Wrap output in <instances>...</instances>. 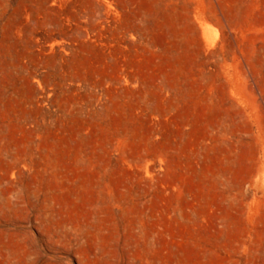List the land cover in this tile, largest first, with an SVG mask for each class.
<instances>
[{"label":"rangeland","instance_id":"1","mask_svg":"<svg viewBox=\"0 0 264 264\" xmlns=\"http://www.w3.org/2000/svg\"><path fill=\"white\" fill-rule=\"evenodd\" d=\"M0 264H264V0H0Z\"/></svg>","mask_w":264,"mask_h":264},{"label":"bare ground","instance_id":"2","mask_svg":"<svg viewBox=\"0 0 264 264\" xmlns=\"http://www.w3.org/2000/svg\"><path fill=\"white\" fill-rule=\"evenodd\" d=\"M98 5V4H97ZM206 20V19H205ZM207 22V21H206ZM209 23V22H208ZM87 25V24H86ZM83 27V26H82ZM84 28V27H83ZM71 29V28H70ZM85 29H87V28H85ZM81 30V29H80ZM75 31V30H74ZM85 31V30H84ZM133 31V30H132ZM134 32V31H133ZM52 34V33H51ZM101 34V33H100ZM109 37V36H108ZM55 38V37H54ZM56 40V39H55ZM54 41V40H53ZM61 44V43H60ZM66 44V43H65ZM60 46V45H59ZM62 46H63V44H62ZM62 46H60V47H62ZM70 46V45H69ZM46 48H48L47 47V45L45 46ZM55 47V46H54ZM66 47V46H65ZM49 48H51V46H49ZM53 48V47H52ZM56 48V47H55ZM54 48V49H55ZM71 50V49H70ZM48 51H49V49H48ZM59 51V50H58ZM35 57V56H34ZM55 58V57H54ZM54 58H52V59H50L49 57H48V60H47V63H53V64H55L56 63V60L54 59ZM20 60V59H19ZM46 60V59H45ZM31 62V61H30ZM54 67V66H53ZM33 69V68H32ZM106 86V85H105Z\"/></svg>","mask_w":264,"mask_h":264}]
</instances>
